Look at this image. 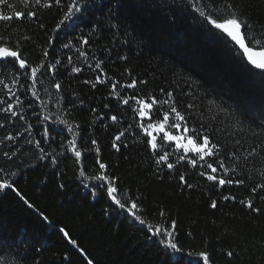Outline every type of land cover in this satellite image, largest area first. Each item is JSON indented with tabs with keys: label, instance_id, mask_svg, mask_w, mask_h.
<instances>
[{
	"label": "trees",
	"instance_id": "1",
	"mask_svg": "<svg viewBox=\"0 0 264 264\" xmlns=\"http://www.w3.org/2000/svg\"><path fill=\"white\" fill-rule=\"evenodd\" d=\"M235 2L250 23L264 28V0ZM8 4L12 7L0 5V12L22 11L25 18L0 22V36L18 44L29 66L20 69L18 63L0 61V180L13 184L0 190V264H203L195 255L199 251H208L213 264H264V190L251 191L264 183V142L259 139L264 79L246 71L226 43L206 31L209 26L201 23L188 0H81L80 12L59 30L56 25L66 8L36 5L35 0L27 6L24 0ZM28 11L38 16L27 17ZM101 60L102 70L95 67ZM32 67L39 69L34 87L25 75ZM74 67L82 70L73 72ZM97 76L104 82L93 86L89 81ZM132 79L138 82L134 89L126 87ZM160 89L174 92L189 127L201 130L203 125L220 143V154L207 162L217 166L223 159L235 171L220 175L244 184L218 187L208 181L200 172L210 170L194 153L187 155L198 160L196 167L187 160L177 163L183 152L176 151L174 142L164 150L174 153L169 162L176 167L156 165L161 153H153L146 143L139 106L134 100L128 105L122 101L133 95L167 99ZM9 103L17 115L3 111ZM188 104L194 107L188 109ZM167 110L164 105L159 115ZM153 112L155 119L156 108ZM112 115L118 116L117 122L111 121ZM129 125L120 149L113 148L115 135ZM45 130L48 136L42 135ZM74 136L81 157L68 146ZM93 139L97 145L91 144ZM253 147L257 154L249 156ZM97 155L108 165L107 173L118 178V198L136 200L137 215L153 226L168 227L176 220L174 242L191 256L173 260L162 238H149L151 231L104 189L97 187L98 195H92L100 183L90 179L99 173ZM181 174L193 187L179 180ZM224 195L236 199L225 201ZM249 198L261 208L259 213L239 203ZM213 199L215 209L210 206Z\"/></svg>",
	"mask_w": 264,
	"mask_h": 264
},
{
	"label": "snow or ice",
	"instance_id": "2",
	"mask_svg": "<svg viewBox=\"0 0 264 264\" xmlns=\"http://www.w3.org/2000/svg\"><path fill=\"white\" fill-rule=\"evenodd\" d=\"M44 3L45 7L60 6L66 8L61 20L56 25L57 30L62 27H66L70 21H72L73 17L76 13L81 10V0H69V2L65 5L63 0H35L36 5H41ZM25 5L29 3V0H24ZM119 3V0H117ZM190 6L195 10L198 14L199 18H201V23L206 24V31H208L215 38L223 40L226 45L229 47V50L235 55L238 59H240L245 67L246 71H248L253 76H258L261 79H264V28H258L254 24L249 22V19L246 18V14L241 12L239 6L236 4L235 0H188ZM0 5L11 8L12 5L8 4V0H0ZM27 17L36 18L38 13L36 11H28ZM25 18V12L15 11L13 15H6L3 12H0V22H8L14 19H23ZM42 27V25H41ZM27 39V38H26ZM81 41L84 44H88V39L81 37ZM65 48L70 47L69 44L64 45ZM80 52V55L87 57V53L77 49ZM45 57L48 55L47 52L43 54ZM8 58H14L12 61H9ZM121 59L126 60L127 57H121ZM0 61L6 63H18L20 69H25L29 66V61L22 58V52L18 44H10L8 41L4 39L3 36H0ZM69 61L71 62V57H69ZM57 64L59 61L56 62ZM103 61H99L95 67L97 69H101V65ZM52 69H55L56 65L53 64ZM82 69L78 67H74L72 69L73 72H80ZM102 70V69H101ZM39 69L37 67H32L30 73H26V76L31 77L34 82L37 79V72ZM130 74V72H129ZM190 79V78H189ZM100 76L96 77L95 82L89 81V83H93L95 86L96 83H103ZM3 83V81H0ZM13 83H18L17 79L13 80ZM118 83V82H117ZM117 83H113L111 87L115 89L117 87ZM137 80L132 79L131 83L126 84L128 88H136ZM140 83L146 84L147 81H140ZM8 88L9 94L15 96V93L11 91V88L8 85H5ZM56 89H60V83L55 84ZM161 93H165L164 89H160ZM188 95H191V85H189ZM33 96H37L36 91L32 92ZM167 99L158 100L156 96H142L137 97L135 95L129 96L128 98L123 99V104L128 105L130 100H134L135 103L139 106L136 111L141 119V123L139 124L140 129L143 130L146 143L150 146L153 153H161L157 156L155 163L156 165H166L168 169H174L176 164L169 162L170 156H173L174 153H170L169 151L164 150L166 145H170L172 142L175 144L176 151L182 150L183 154L176 157L177 163L179 161L187 160L193 167H196L199 162H203L201 166L209 171L200 172L201 176H205L208 181L214 182L218 187H223L225 185H232L233 183L237 185H242L245 183L242 179L233 180L231 177L226 178L223 175H220L221 172L228 173L230 171L234 172L235 167H228L225 165L223 159H221L217 166H214L213 163H208L207 159L216 157L220 154V143L215 141L212 133L204 130V126L201 125V130H198L195 127H189L190 121L186 118L184 112L178 109L177 100L175 98L173 91H168L165 93ZM16 103H20L17 98ZM209 103L214 104L215 101H209ZM164 105L168 106L167 111H163L162 116L159 115L160 109L163 108ZM14 105L9 103L8 107L3 109L5 112H12L13 115H17L14 111ZM188 109H192L194 107L193 104H188L186 106ZM154 108H156V118L154 119ZM111 121L117 122L118 116L112 115L110 117ZM147 119V122H145ZM64 124H68L67 120L61 121ZM131 125L128 126V129L119 131L117 135L114 137V141L112 143V147L117 150L120 149L121 144L123 143V138L125 137V132L131 129ZM168 129V130H166ZM69 130H72L71 125H69ZM155 133V134H154ZM162 134V135H161ZM44 136H48L47 130L42 134ZM159 137V138H158ZM6 139H14L12 136L6 137ZM259 139L264 142V129H262L259 134ZM37 146H39L40 141L35 142ZM239 143V142H237ZM92 145H97V141L93 139L91 141ZM68 146L75 153L76 157H81L82 152L77 149L76 146V137L68 141ZM126 146V145H125ZM41 152H44V149H40ZM91 151V149H89ZM97 154L100 152L99 146L95 148ZM261 151H264V147L261 148ZM194 153L198 160L188 156L187 154ZM257 154V149L253 147L251 151L248 153L249 156H255ZM7 156L8 153H5ZM232 156L235 158L236 154L232 153ZM53 162L55 163V158L53 157ZM96 163L99 167V173L90 179H94L99 183V185L94 186L92 189V195H98L96 188L99 187L106 191L107 196L121 209H126L131 215L135 218V220L139 221L140 224L145 225L151 231L152 236H159L162 238V243L166 250H170L172 259H178L184 256H191L192 253H186L182 247L175 241V235L177 230V221L171 220L169 222L168 227H161L160 225H151L148 224L145 220L141 219L140 215H137L136 210L138 209V203L136 200H125L122 202L119 196V189L115 183L118 179L116 177L110 176L107 173L108 165L102 162L99 159V155H97ZM79 175L81 177L85 176V171L81 168ZM264 175V173H262ZM179 180L184 183L187 187L191 188L193 185L187 183L186 178L183 174L179 176ZM64 185L61 184L60 187ZM13 184L7 180H0V190L12 188ZM264 190V183L258 184L256 187L251 189L252 193H256L257 189ZM17 194L19 192L17 190ZM222 199L225 201L235 200V196L224 195ZM264 199V197H261ZM25 203H29L25 200ZM239 203L245 205L248 209L253 212L259 213L261 211L260 207H255L253 200L251 198L239 201ZM210 206L212 208H217V201L213 199L211 201ZM29 207H34V205L29 203ZM44 220H48V217L41 213ZM160 215H164L163 212ZM63 235L69 238V241L72 245H76L77 241L75 239H71L69 236V232L61 229ZM83 251V249H80ZM196 256L202 258L203 264H213L210 259V253L208 251H199L195 253ZM228 256H233V252L228 251ZM87 264H93L92 260H88ZM195 264V262H193Z\"/></svg>",
	"mask_w": 264,
	"mask_h": 264
},
{
	"label": "bare ground",
	"instance_id": "3",
	"mask_svg": "<svg viewBox=\"0 0 264 264\" xmlns=\"http://www.w3.org/2000/svg\"><path fill=\"white\" fill-rule=\"evenodd\" d=\"M9 60H13L14 58H8ZM26 69V68H25Z\"/></svg>",
	"mask_w": 264,
	"mask_h": 264
}]
</instances>
